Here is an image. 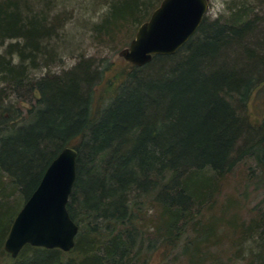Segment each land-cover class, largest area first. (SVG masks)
I'll list each match as a JSON object with an SVG mask.
<instances>
[{"label": "trees", "instance_id": "16d2710c", "mask_svg": "<svg viewBox=\"0 0 264 264\" xmlns=\"http://www.w3.org/2000/svg\"><path fill=\"white\" fill-rule=\"evenodd\" d=\"M45 1L0 0V264H147L149 250L167 261L181 243L182 253L192 245L197 255L201 246L182 240L183 219L216 190L218 180L203 171L221 177L244 156L264 168V125L253 128L246 114L263 81L264 47L245 44L246 24L202 22L174 54L127 71L97 116L89 90L98 72L89 65L30 84L28 73L54 55L47 46L68 19L50 17ZM98 3L107 8L96 29L105 28L104 37L150 14L144 0ZM25 86L35 101L22 114L5 92ZM65 146L77 151L66 205L79 227L75 246L63 252L25 245L11 258L2 240L16 208L3 226L5 198L19 192L26 200ZM153 202L159 208L149 220L143 206ZM253 221V231H262L255 264H264V210Z\"/></svg>", "mask_w": 264, "mask_h": 264}, {"label": "rangeland", "instance_id": "374dc122", "mask_svg": "<svg viewBox=\"0 0 264 264\" xmlns=\"http://www.w3.org/2000/svg\"><path fill=\"white\" fill-rule=\"evenodd\" d=\"M161 1L144 0L147 2L146 12L151 14ZM98 2L99 0H65L58 4L56 1H45L43 6L47 7L50 17L64 13L68 19L57 32L58 34L49 41L50 47L47 46L46 50H51V53L54 51V55L47 56L44 63L41 61L43 64L39 62L37 68L28 73L31 78L30 84H35L52 75L75 74L76 68L80 70L87 65L96 69L97 78L90 85L89 96L92 104L90 112L97 116L102 106L107 104L109 98L118 89L126 72L133 69L121 54L128 48L140 24L150 16L149 14L146 20L137 25L130 22L120 31H114L113 35L104 37L105 28L102 30L103 33L96 29L100 28L101 22L105 20L107 8ZM207 5L203 23L217 22L227 27L246 24L249 26V31L244 35L245 44H260L264 47L262 39L264 38V0H207ZM52 46H56L54 47L56 50ZM262 79L263 81L256 86L246 111L248 123L253 128L264 125V75ZM22 85H27V81ZM10 91L7 89L5 92L9 94L8 104L16 106L22 114H25L26 109L35 101V97L28 91L27 86L16 89L15 93ZM5 115L9 117L10 112H6ZM70 141L72 145H77L80 140L73 137ZM263 169L253 157L244 156L231 172L221 177L213 174L209 169L204 170L203 176L214 175V181L218 180L215 185L216 190L208 197L205 196L203 199L207 202L205 205L204 202L201 207L194 206L189 210L192 216L199 210L198 214L201 217L195 215L193 218L191 216L190 219H183L182 238L183 241L200 245V252L193 256L190 250L194 253V248L190 245L191 247L182 253L183 243H181L176 250L168 251L167 261H163L164 252L161 253L159 249L151 252L149 250L144 257L146 263L212 264L215 260L217 264L220 262L221 264H255L257 257L261 255L258 254V250L262 231L261 228L253 231L255 223L253 220L264 210V202L261 203L264 198ZM10 190L9 188L8 191ZM5 200L3 207L8 210L4 209V213L8 215L1 220L3 226L8 224L11 208L13 206L16 208L15 216L25 202L21 200L19 192H12ZM158 208L154 202L145 204L143 212L146 211V218L153 220L152 214ZM183 223H179V226ZM201 235H204V238H201ZM192 256L194 259L191 258Z\"/></svg>", "mask_w": 264, "mask_h": 264}, {"label": "water", "instance_id": "95a60500", "mask_svg": "<svg viewBox=\"0 0 264 264\" xmlns=\"http://www.w3.org/2000/svg\"><path fill=\"white\" fill-rule=\"evenodd\" d=\"M207 7V0H162L137 28L122 57L142 67L155 55L174 54L195 34ZM76 158L74 148L63 147L14 216L3 243L12 258L25 245L64 252L75 246L78 226L66 205L76 179Z\"/></svg>", "mask_w": 264, "mask_h": 264}]
</instances>
